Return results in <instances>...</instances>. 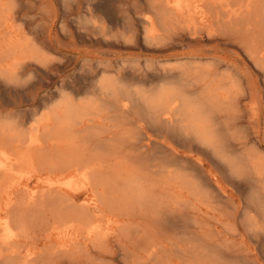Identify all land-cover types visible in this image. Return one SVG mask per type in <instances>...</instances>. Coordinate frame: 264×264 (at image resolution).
I'll list each match as a JSON object with an SVG mask.
<instances>
[{
    "label": "bare ground",
    "instance_id": "bare-ground-1",
    "mask_svg": "<svg viewBox=\"0 0 264 264\" xmlns=\"http://www.w3.org/2000/svg\"><path fill=\"white\" fill-rule=\"evenodd\" d=\"M143 13L149 40L218 38L264 76V0H151ZM148 79L104 78L28 133L0 108V264H264L263 144L241 106L255 77L193 61Z\"/></svg>",
    "mask_w": 264,
    "mask_h": 264
},
{
    "label": "rangeland",
    "instance_id": "rangeland-1",
    "mask_svg": "<svg viewBox=\"0 0 264 264\" xmlns=\"http://www.w3.org/2000/svg\"><path fill=\"white\" fill-rule=\"evenodd\" d=\"M150 1L0 0V66H25L15 81L0 74V108L5 119L23 124L21 129L28 133L36 120L42 122L53 114L64 99L70 97L75 104L87 101L104 78L121 76L136 83L155 79L165 68L198 61L225 70L236 67L255 77L259 94L247 96L241 106L245 128L261 131L264 152V76L255 69L257 64L248 63L234 45L206 36L196 40L199 34L190 30H182L184 36L173 43L149 40L143 10ZM193 22L201 26L200 19ZM17 40L25 49L10 51L9 45ZM206 170L209 180L216 181V173L210 167ZM86 197L82 192L77 203L86 202ZM208 220L216 222L211 216Z\"/></svg>",
    "mask_w": 264,
    "mask_h": 264
}]
</instances>
